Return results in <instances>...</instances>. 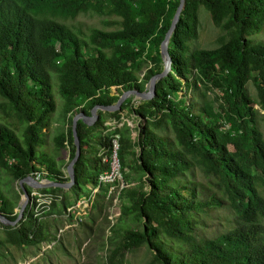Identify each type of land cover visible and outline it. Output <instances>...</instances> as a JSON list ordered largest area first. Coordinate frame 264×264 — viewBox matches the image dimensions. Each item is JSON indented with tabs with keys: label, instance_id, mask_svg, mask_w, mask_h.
Instances as JSON below:
<instances>
[{
	"label": "trees",
	"instance_id": "trees-1",
	"mask_svg": "<svg viewBox=\"0 0 264 264\" xmlns=\"http://www.w3.org/2000/svg\"><path fill=\"white\" fill-rule=\"evenodd\" d=\"M180 2L0 0V168L12 183L42 172L69 181L60 160L66 148L71 161L76 154L73 117L143 92L164 71L161 44ZM201 9L222 34L217 48H192ZM83 17L98 21L84 29ZM262 34L264 0H187L169 46L172 70L155 98L137 107L128 98L120 111H99L95 125L78 122L75 204L118 185L100 182L118 142L124 187L109 264H124L126 253L144 246L150 264H264ZM124 112L139 122L135 128ZM107 119L115 126H104ZM39 192L56 196L47 216L72 206L60 188ZM15 209L0 187V217L15 222ZM24 220L1 232L0 258L4 249L57 245L51 225L31 212Z\"/></svg>",
	"mask_w": 264,
	"mask_h": 264
},
{
	"label": "rangeland",
	"instance_id": "rangeland-1",
	"mask_svg": "<svg viewBox=\"0 0 264 264\" xmlns=\"http://www.w3.org/2000/svg\"><path fill=\"white\" fill-rule=\"evenodd\" d=\"M199 18V38L192 43V48L194 50L217 48L222 34L214 27L211 17L204 9H201ZM97 21L98 19L83 17L79 20V26L86 29L88 25L96 23ZM258 38L264 39V34ZM151 67L152 65L149 64L148 68L144 70L141 79ZM147 89L148 85H146L144 91ZM248 89L250 94L255 98L256 90L253 85L250 84ZM129 99L132 100V105L134 107H137L138 101L142 100L140 95H132ZM55 100L58 104L55 119L60 122L58 114L62 107V98L57 93V90L55 92ZM126 114L127 112L122 114L124 122H128L132 128H135L139 122L132 118L128 119L129 117ZM98 120L99 115L93 125H95ZM260 121L263 125L264 116L260 118ZM58 124H55L51 129L49 136L50 142L52 141L53 136L57 133ZM115 124V121L107 119L104 126L112 127L115 126ZM69 129L70 126H67L66 130ZM133 137H136L135 133L133 134ZM70 162V150L69 148H66L62 151L60 160L62 170L66 175H68L67 170ZM116 176L118 185L110 188L107 197L96 198L99 190L93 189L91 199L74 204L76 199L75 195L70 192V189H67L68 193L63 190L64 194L67 195L68 200L72 203V206L64 211L63 215L58 217L54 215L47 216V212L50 211L49 207L52 204L49 205L46 197L43 196L39 199H33L31 193L35 191V189L29 187L30 198L27 200L26 204V215H23L20 221H23L24 218H26L27 212H31L34 219L38 218L39 222H45L47 225L52 226L53 234L57 238L58 243L57 245H55L56 243H44L39 248H28L23 250L13 248L4 249L2 250L4 255L0 258V264H109L108 258L111 252L108 238L111 236L110 229L115 225L120 215L118 196L124 187L120 167L118 168ZM198 180L204 181L200 174H198ZM109 182H114V180ZM0 187L6 194L7 198L15 204V215H18L19 217L24 194L19 183H12L11 179L3 172V170H1V168ZM41 194L43 195V193ZM95 203L98 204V208H93V204ZM7 226H9V224L4 222L3 219H0V234ZM151 259V254L144 246L126 253L124 264H150Z\"/></svg>",
	"mask_w": 264,
	"mask_h": 264
},
{
	"label": "water",
	"instance_id": "water-1",
	"mask_svg": "<svg viewBox=\"0 0 264 264\" xmlns=\"http://www.w3.org/2000/svg\"><path fill=\"white\" fill-rule=\"evenodd\" d=\"M186 2L187 0H181L180 5L171 23V26L161 44V56L164 62V71L161 74L154 76L150 80L148 84V89L146 91L140 92L136 90V91L126 92L120 97L119 101L113 106H108V107L96 106L92 110L91 117H87L84 113L76 114L73 118V123H72V132H73L74 141H75L76 154H75L74 159L70 162L68 166L67 172H68L69 181L57 182V181L46 180L44 182H39L36 179H34L32 176L26 178L25 180H22L21 182H19V186L24 194V198L22 199V202H21L19 217L17 218L15 222H12V223L6 221L3 217H0V219H3L4 222H7L9 226H12V227H16L20 223L21 217L25 215L24 213L26 211L27 200L30 198L29 192L24 187L25 185H28L29 187L35 190H43V189H48V188H60L67 192V188H70V190H72L73 192V187L76 184L75 165L81 156V143L77 135V125L79 121H83L85 124L92 126L95 123V121L98 119V115H97L98 111L109 112V113H115L117 111H120L122 109L123 103L132 95H140L142 98V100L138 101L137 106H140L141 104L145 102H149L155 98L157 82L161 80L162 78L167 77L168 74L172 70V58L170 55L169 46L171 43V38L182 16V13L185 10Z\"/></svg>",
	"mask_w": 264,
	"mask_h": 264
},
{
	"label": "built area",
	"instance_id": "built-area-1",
	"mask_svg": "<svg viewBox=\"0 0 264 264\" xmlns=\"http://www.w3.org/2000/svg\"><path fill=\"white\" fill-rule=\"evenodd\" d=\"M71 115L72 114H70L69 116H71ZM117 150H118V142H117V140H114V156L112 158V163H111L112 164V171L110 173H106L105 175L101 176L100 182H102V183L109 182L112 180L115 181L117 179L116 173L118 172V168L120 167L118 159H117ZM103 161L104 162L109 161L108 157L105 156ZM45 175H46V173L42 172V173H34L31 176L39 182H44V181H46ZM67 177H68V175L65 176V178H67ZM92 187L93 186H91V188ZM96 189L98 190V188H96ZM31 194H32L31 197H33V199H39L42 196L46 197L49 205H51L56 200V197L54 195H52V194H48V195L43 194L42 195L41 192H39L37 190L33 191Z\"/></svg>",
	"mask_w": 264,
	"mask_h": 264
},
{
	"label": "clouds",
	"instance_id": "clouds-1",
	"mask_svg": "<svg viewBox=\"0 0 264 264\" xmlns=\"http://www.w3.org/2000/svg\"><path fill=\"white\" fill-rule=\"evenodd\" d=\"M64 172V171H63ZM67 174H68V172H67ZM66 179H68V177L66 178ZM47 180V179H46ZM28 186V185H27ZM29 187V186H28ZM25 221V220H24Z\"/></svg>",
	"mask_w": 264,
	"mask_h": 264
},
{
	"label": "bare ground",
	"instance_id": "bare-ground-1",
	"mask_svg": "<svg viewBox=\"0 0 264 264\" xmlns=\"http://www.w3.org/2000/svg\"><path fill=\"white\" fill-rule=\"evenodd\" d=\"M67 189H70V188H67Z\"/></svg>",
	"mask_w": 264,
	"mask_h": 264
},
{
	"label": "flooded vegetation",
	"instance_id": "flooded-vegetation-1",
	"mask_svg": "<svg viewBox=\"0 0 264 264\" xmlns=\"http://www.w3.org/2000/svg\"><path fill=\"white\" fill-rule=\"evenodd\" d=\"M32 192V191H31Z\"/></svg>",
	"mask_w": 264,
	"mask_h": 264
}]
</instances>
